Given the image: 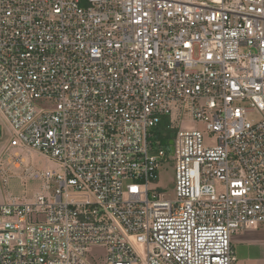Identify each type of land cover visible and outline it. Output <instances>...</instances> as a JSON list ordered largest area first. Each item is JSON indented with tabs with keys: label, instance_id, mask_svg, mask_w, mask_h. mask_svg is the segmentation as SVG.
<instances>
[{
	"label": "built area",
	"instance_id": "1",
	"mask_svg": "<svg viewBox=\"0 0 264 264\" xmlns=\"http://www.w3.org/2000/svg\"><path fill=\"white\" fill-rule=\"evenodd\" d=\"M0 115L61 167L3 196L0 264H234L264 225V0H0Z\"/></svg>",
	"mask_w": 264,
	"mask_h": 264
},
{
	"label": "rangeland",
	"instance_id": "2",
	"mask_svg": "<svg viewBox=\"0 0 264 264\" xmlns=\"http://www.w3.org/2000/svg\"><path fill=\"white\" fill-rule=\"evenodd\" d=\"M43 102L44 101H39V104L42 105ZM250 118L253 120H258L260 118V114L253 113L250 115ZM0 125L2 127V132L0 134V156L3 159V166L9 167L16 153L25 161L22 166L18 168L13 167L11 169L10 176L12 177H10L7 186H4L2 184L0 177V202L3 196L7 195V192H9L11 196L17 198H22L24 194H27V196H31L33 193L37 192L40 189L41 182L37 179L24 182V180L20 176L22 175L26 166L33 165L42 170L51 169L54 171H60L61 167L53 159H49L39 153H28L26 150H23L19 147H9V143L11 141V132L1 115ZM201 127L203 128V124H201ZM167 158V161H164L158 170V179L156 181V185L159 188L160 192L165 194V197L174 198L176 195L175 161L171 153L167 154ZM103 250L104 249L102 248L94 247L92 249V253H102Z\"/></svg>",
	"mask_w": 264,
	"mask_h": 264
},
{
	"label": "crops",
	"instance_id": "3",
	"mask_svg": "<svg viewBox=\"0 0 264 264\" xmlns=\"http://www.w3.org/2000/svg\"><path fill=\"white\" fill-rule=\"evenodd\" d=\"M232 246L236 257L234 264H264V225L236 231Z\"/></svg>",
	"mask_w": 264,
	"mask_h": 264
},
{
	"label": "water",
	"instance_id": "4",
	"mask_svg": "<svg viewBox=\"0 0 264 264\" xmlns=\"http://www.w3.org/2000/svg\"><path fill=\"white\" fill-rule=\"evenodd\" d=\"M172 143H173V141L170 140V144H172ZM166 149H167V150H172L173 148H172V147H166Z\"/></svg>",
	"mask_w": 264,
	"mask_h": 264
}]
</instances>
